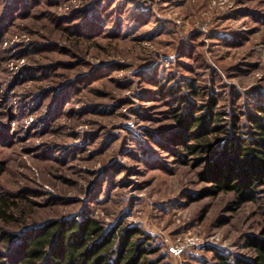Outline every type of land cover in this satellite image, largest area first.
I'll return each instance as SVG.
<instances>
[{"label":"rangeland","instance_id":"obj_1","mask_svg":"<svg viewBox=\"0 0 264 264\" xmlns=\"http://www.w3.org/2000/svg\"><path fill=\"white\" fill-rule=\"evenodd\" d=\"M191 105L253 130L264 0H0V264L8 233L82 216L142 229L163 264L252 259L264 185L211 192L173 140Z\"/></svg>","mask_w":264,"mask_h":264},{"label":"trees","instance_id":"obj_2","mask_svg":"<svg viewBox=\"0 0 264 264\" xmlns=\"http://www.w3.org/2000/svg\"><path fill=\"white\" fill-rule=\"evenodd\" d=\"M194 109L191 105L175 115L180 131L173 140L191 155L206 156L207 165L200 176L212 184V193L233 192L240 202L256 200L264 185V106L249 116L253 130L245 137L236 134L238 119L225 129L219 114H197ZM174 110L179 111L180 105ZM0 201V219L8 222L9 206L3 198ZM3 241L10 259L5 264H163V259H151L157 248L145 231L119 224L107 229L91 216L53 219L8 233ZM246 246L254 252L252 259L237 257L231 261L216 252L215 264H264V227L258 235L247 237Z\"/></svg>","mask_w":264,"mask_h":264},{"label":"built area","instance_id":"obj_3","mask_svg":"<svg viewBox=\"0 0 264 264\" xmlns=\"http://www.w3.org/2000/svg\"><path fill=\"white\" fill-rule=\"evenodd\" d=\"M184 248L183 244L177 245L176 249H175V253L179 254Z\"/></svg>","mask_w":264,"mask_h":264}]
</instances>
